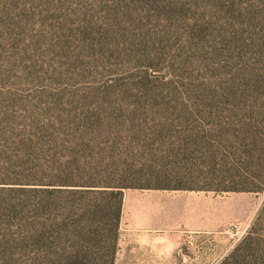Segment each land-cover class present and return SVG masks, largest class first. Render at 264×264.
<instances>
[{
	"label": "rangeland",
	"instance_id": "1",
	"mask_svg": "<svg viewBox=\"0 0 264 264\" xmlns=\"http://www.w3.org/2000/svg\"><path fill=\"white\" fill-rule=\"evenodd\" d=\"M242 4L0 0V146L10 145L9 138L36 134L54 135L58 143L85 139L91 148L74 149L73 160L84 156L88 170L105 169L111 162L99 148L120 137L118 126L129 132L137 112L128 103L171 93L193 95L214 81V53H231ZM126 116L131 120L117 119ZM64 155L62 148L56 151L60 162ZM2 161L0 176L7 171ZM132 193L141 207L204 209L203 260L162 264H222L264 209V191ZM258 228L260 246L248 251L242 264H264V221Z\"/></svg>",
	"mask_w": 264,
	"mask_h": 264
},
{
	"label": "trees",
	"instance_id": "2",
	"mask_svg": "<svg viewBox=\"0 0 264 264\" xmlns=\"http://www.w3.org/2000/svg\"><path fill=\"white\" fill-rule=\"evenodd\" d=\"M242 1L231 53H214V81L128 103L137 112L129 132L118 126L120 137L99 148L105 169L73 160L91 148L85 139L36 134L0 146V264H116L126 189L264 191V0ZM261 221L264 209L222 264L260 246Z\"/></svg>",
	"mask_w": 264,
	"mask_h": 264
},
{
	"label": "crops",
	"instance_id": "3",
	"mask_svg": "<svg viewBox=\"0 0 264 264\" xmlns=\"http://www.w3.org/2000/svg\"><path fill=\"white\" fill-rule=\"evenodd\" d=\"M132 190L124 191L116 264L202 261L204 209L137 206Z\"/></svg>",
	"mask_w": 264,
	"mask_h": 264
}]
</instances>
